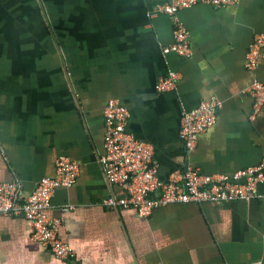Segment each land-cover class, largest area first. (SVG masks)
I'll list each match as a JSON object with an SVG mask.
<instances>
[{"label": "crops", "instance_id": "obj_1", "mask_svg": "<svg viewBox=\"0 0 264 264\" xmlns=\"http://www.w3.org/2000/svg\"><path fill=\"white\" fill-rule=\"evenodd\" d=\"M167 1L0 0V181L29 193L58 157L79 167L47 211L61 220L58 235L73 260L34 243L24 218L0 215V264H264L263 200L174 204L145 219L103 206L125 196L98 161L103 109L113 98L130 110L129 133L153 145L164 180L193 167L231 175L264 160V105L251 119L248 92L264 83V59L256 71L246 68L250 45L264 34V0L180 11L189 59L162 53L173 22L152 11ZM169 72L179 76L175 91L157 93ZM213 98L222 103L216 123L188 152L182 112Z\"/></svg>", "mask_w": 264, "mask_h": 264}, {"label": "built area", "instance_id": "obj_2", "mask_svg": "<svg viewBox=\"0 0 264 264\" xmlns=\"http://www.w3.org/2000/svg\"><path fill=\"white\" fill-rule=\"evenodd\" d=\"M241 0H168L157 5L153 15L165 14L173 22V43L162 49L163 54L176 53L182 59L192 57L190 31L179 13L197 4H209L215 8L237 6ZM264 59V34L254 38L250 45L246 68L257 70ZM179 76L168 73L155 84L157 93L175 91ZM248 92L254 104L251 119H255L264 105V83L255 80ZM221 101L213 98L202 101L192 110H184L180 121L179 136L188 152L196 148L198 137L214 126ZM130 110L117 99L108 101L103 109L104 154L99 158L106 182L120 187L125 196L113 197L103 203L109 210L131 209L140 218H148L157 209L174 204H230L235 201L263 200L260 186L264 184V160L260 165L227 174H204L198 168L173 171L168 179L159 175L155 150L151 143L142 141L129 133L127 122ZM78 164L58 157L50 176L42 178L36 187L25 193L18 181H0V215L22 217L31 224V240L47 248L53 257L67 262L74 258L73 250L59 238L61 220L51 218L47 211L51 199L59 188L68 189L76 181ZM67 210V209H62Z\"/></svg>", "mask_w": 264, "mask_h": 264}]
</instances>
